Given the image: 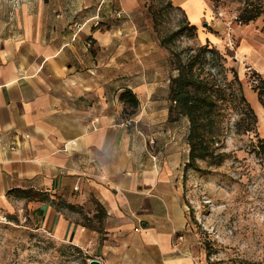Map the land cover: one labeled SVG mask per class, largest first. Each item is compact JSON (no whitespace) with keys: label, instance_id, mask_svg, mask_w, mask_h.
I'll return each instance as SVG.
<instances>
[{"label":"crops","instance_id":"crops-1","mask_svg":"<svg viewBox=\"0 0 264 264\" xmlns=\"http://www.w3.org/2000/svg\"><path fill=\"white\" fill-rule=\"evenodd\" d=\"M109 3L21 0L8 12L0 0V218H25L87 264H195L178 242L188 121L169 119L176 68L139 0H114L113 14ZM173 3L203 23L199 0Z\"/></svg>","mask_w":264,"mask_h":264},{"label":"rangeland","instance_id":"rangeland-1","mask_svg":"<svg viewBox=\"0 0 264 264\" xmlns=\"http://www.w3.org/2000/svg\"><path fill=\"white\" fill-rule=\"evenodd\" d=\"M139 1L148 22L144 26L152 30L159 44L163 39L166 42L160 47L168 56L170 69L179 65L171 52L205 44L223 59L220 67L206 66L203 72V77L216 74L220 87L211 94V108L205 118L211 123L214 156H221L222 162H198L195 169L185 167L187 163L182 167L180 185L187 226L178 242L195 264H264V161L254 153L257 139L264 138V127L256 124L250 133H240L238 122L244 107L237 100L236 85L230 84L231 70L237 75L243 95L244 88L253 90L259 79L264 80L262 18L240 25L236 17L244 0H199L204 20L190 31L185 14L174 6L175 0ZM20 2L2 0L8 12ZM113 4L110 0L112 14ZM218 21L226 31L215 27ZM202 33L213 34L214 42H206ZM178 147L186 155V136ZM0 264L87 263L79 250L57 243L36 231L28 220L12 216L0 218Z\"/></svg>","mask_w":264,"mask_h":264},{"label":"trees","instance_id":"trees-1","mask_svg":"<svg viewBox=\"0 0 264 264\" xmlns=\"http://www.w3.org/2000/svg\"><path fill=\"white\" fill-rule=\"evenodd\" d=\"M167 5L170 6V3ZM262 18L264 32V0H244L242 8L236 17L237 23L247 25L255 20ZM190 31H195V27L188 25ZM161 46L166 44L165 40H161ZM192 53V54H190ZM179 65L177 67L176 76L171 77L169 81V119L172 117H184L188 121V130L186 135V143L188 145L187 165L185 167L195 169L198 162L215 161L216 165L222 162L221 156H214L211 135L209 131L211 123L205 118V112L211 108V94L220 90L216 80V74L213 76L208 74L203 77L204 69L209 66L210 69H216L221 66L220 54L208 45L200 46L195 49H187L180 53H172ZM210 55V58H207ZM233 81L231 85H236L238 93V102L243 105V117L239 120L241 134L250 133L257 124V118L245 100L242 86L240 85L236 73L231 70ZM257 95V101L264 110V81L259 79L258 85L252 90ZM125 109L124 113L128 116L133 115L137 108L135 98L125 93L121 97ZM254 153L264 161V138L256 141ZM35 195V194H34ZM35 197V196H34ZM39 200H47V196L39 195L35 197ZM68 209H73L66 206ZM100 222L101 218H96ZM84 221H89L84 218ZM86 224V223H85Z\"/></svg>","mask_w":264,"mask_h":264},{"label":"bare ground","instance_id":"bare-ground-1","mask_svg":"<svg viewBox=\"0 0 264 264\" xmlns=\"http://www.w3.org/2000/svg\"><path fill=\"white\" fill-rule=\"evenodd\" d=\"M215 27L220 31H223V32H224V30L226 31V28L219 21L216 22ZM254 95H255V93L252 90H250L248 88H244V96H245L246 100L249 101L250 104L254 108V112H255L256 117H257V126L259 128H262V127H264V110H262L261 108H259L257 106V104L254 101Z\"/></svg>","mask_w":264,"mask_h":264},{"label":"water","instance_id":"water-1","mask_svg":"<svg viewBox=\"0 0 264 264\" xmlns=\"http://www.w3.org/2000/svg\"><path fill=\"white\" fill-rule=\"evenodd\" d=\"M88 264H100V262L97 260H90Z\"/></svg>","mask_w":264,"mask_h":264},{"label":"built area","instance_id":"built-area-1","mask_svg":"<svg viewBox=\"0 0 264 264\" xmlns=\"http://www.w3.org/2000/svg\"><path fill=\"white\" fill-rule=\"evenodd\" d=\"M119 16H120V14L117 13L116 14V17H119ZM130 123H131V121L129 120V122H127V125H129ZM22 221L23 222H26V219L25 218H22Z\"/></svg>","mask_w":264,"mask_h":264}]
</instances>
